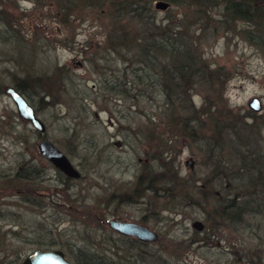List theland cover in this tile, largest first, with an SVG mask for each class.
<instances>
[{
    "label": "rangeland",
    "instance_id": "obj_1",
    "mask_svg": "<svg viewBox=\"0 0 264 264\" xmlns=\"http://www.w3.org/2000/svg\"><path fill=\"white\" fill-rule=\"evenodd\" d=\"M55 1L0 0V264L37 248L87 264H264V214L219 215L227 192L259 199L246 169L264 153V0H246L250 18L225 0H140L150 26L112 18L127 0ZM163 36L198 60L185 81L161 74L165 52L147 61ZM16 81L42 132L5 92ZM42 137L79 176L39 152ZM97 214L142 218L156 239H123Z\"/></svg>",
    "mask_w": 264,
    "mask_h": 264
},
{
    "label": "trees",
    "instance_id": "obj_2",
    "mask_svg": "<svg viewBox=\"0 0 264 264\" xmlns=\"http://www.w3.org/2000/svg\"><path fill=\"white\" fill-rule=\"evenodd\" d=\"M102 1L103 0H94V2L100 3H102ZM109 1L111 2L113 0ZM139 1L140 0H127L126 6H122L123 10H125L126 13H114L112 18L120 21L124 20L125 18L132 19L133 17H135L140 18L141 21L145 23L149 19H145L147 15L142 11H146L147 9L144 10L143 6L139 4ZM55 2L57 5H60L62 3V0H56ZM225 2L227 8L235 11L237 14L245 18H250L249 14L252 13L253 10H255L254 7H251L249 2H246V0H225ZM149 22L150 20L147 22L148 26H150ZM123 36L124 35H121L122 38ZM149 40L150 42H148ZM146 43H150V45H153L152 49H154L153 51H156L155 53L151 51L150 54H152L153 59H148V62L151 63L154 59H157V55L161 56V52L166 53V59L161 62V65L159 63V66L161 74H163L165 79H168L170 83L175 81V78L180 80L181 82L185 81L191 71L190 66L198 62L196 57L189 55V53L185 52L184 50L176 49L172 37L163 36L159 39L148 38L146 40ZM53 75L54 77L57 76V78L61 76L59 67L56 71H53ZM14 87L23 94L27 92L26 86L24 85L23 81H16L14 83ZM247 165L248 168L246 170L249 173L250 178L248 183H246L247 189H249L247 192H254L255 188L257 187V190H255L254 193L258 196L259 199H255V201H253V197H250L251 199L247 198L243 200L244 202H239L241 197L238 193L227 192L224 197V206L222 205L221 207L222 213L219 214L224 219H235L239 221L241 217L247 213L255 214V212H259L261 214H264V195L261 198V195L264 194V153L257 157L249 155ZM29 171H31L30 178L37 176L38 174V170L35 167H29ZM59 173L61 174V171ZM64 176L66 177V175ZM252 201L254 203H252ZM88 257L89 260L95 263V258H92L90 256ZM77 264L87 263L79 261L77 262Z\"/></svg>",
    "mask_w": 264,
    "mask_h": 264
},
{
    "label": "water",
    "instance_id": "obj_3",
    "mask_svg": "<svg viewBox=\"0 0 264 264\" xmlns=\"http://www.w3.org/2000/svg\"><path fill=\"white\" fill-rule=\"evenodd\" d=\"M168 2L158 0L155 2V7L165 8ZM5 92L12 98L19 116L27 119L32 125L42 132L44 130L43 122L36 116L33 106L27 101L26 97L17 91L13 86H8ZM248 105L253 110L260 108V101L257 97H253L248 102ZM39 152L49 160L56 168L70 177L79 176V172L68 159V157L48 138L42 137L37 143ZM190 161V160H189ZM187 162V161H186ZM191 166V162H187ZM192 167V166H191ZM109 224L122 233L132 234L142 239L152 241L155 239V233L145 226L137 225L133 222L109 221ZM192 226L201 229L202 225L199 220L192 222ZM21 264H73L63 253L56 248L42 249L37 248L31 253L25 255Z\"/></svg>",
    "mask_w": 264,
    "mask_h": 264
},
{
    "label": "flooded vegetation",
    "instance_id": "obj_4",
    "mask_svg": "<svg viewBox=\"0 0 264 264\" xmlns=\"http://www.w3.org/2000/svg\"><path fill=\"white\" fill-rule=\"evenodd\" d=\"M96 218L98 220H101L102 222H100V225L102 226H106L105 228L108 230V231H112L113 233L117 234L118 236L122 237L123 239H127V240H133L134 242H137V243H140L142 245L144 244H147L149 243L150 241L147 240V239H142V238H139L138 236H135V235H130V234H126V233H122L120 232L119 230L115 229L114 227H112L110 224H109V221L111 220H114V221H121V222H133L137 225H140V226H145L147 229L153 231L155 233V239H156V230L153 229V228H150L148 227L147 223L141 218L140 220L141 221H137V220H134V219H126V218H123V217H111V218H105L103 219V217L100 215V214H97L96 215ZM66 256V255H65ZM67 257V256H66ZM69 259V258H68ZM71 262L72 260L69 259ZM104 264H106V261L104 260ZM73 264H77V262H72ZM98 263H101V261L98 259Z\"/></svg>",
    "mask_w": 264,
    "mask_h": 264
}]
</instances>
